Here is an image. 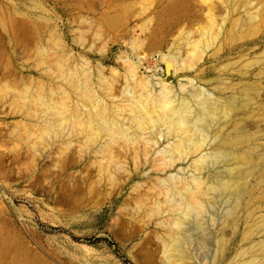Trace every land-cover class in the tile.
<instances>
[{
    "label": "rangeland",
    "instance_id": "rangeland-1",
    "mask_svg": "<svg viewBox=\"0 0 264 264\" xmlns=\"http://www.w3.org/2000/svg\"><path fill=\"white\" fill-rule=\"evenodd\" d=\"M263 12L264 0H0V260L264 264L261 237L218 195L184 216L195 180L228 181L227 164L201 157L232 128L217 118L191 154L180 124L195 128L201 100L237 103L264 175ZM251 190L242 206L264 210Z\"/></svg>",
    "mask_w": 264,
    "mask_h": 264
},
{
    "label": "bare ground",
    "instance_id": "bare-ground-1",
    "mask_svg": "<svg viewBox=\"0 0 264 264\" xmlns=\"http://www.w3.org/2000/svg\"><path fill=\"white\" fill-rule=\"evenodd\" d=\"M261 19H264V12L261 14ZM241 90L246 94L244 105L247 107L253 102L249 93L256 90V87L244 84ZM199 106L193 130L188 124L189 122L187 123L183 119L180 121V124L185 128L184 130H188L191 134L193 133L185 150L192 151L191 154H201L208 137L209 124L220 118L221 121H218L220 125L226 124L230 129L232 128V131L229 134H225L223 131L217 130L215 135L219 136V143L216 146V143L212 144L215 147L209 158L206 156L201 158L203 160L210 159V164L212 165L227 164L231 169V174L226 183H222L219 179L212 183H206L203 179L195 180L191 195L181 199V205L185 211L184 216L200 220L204 216L208 197L218 195L217 197L225 200L227 206L230 207L225 215L227 220L233 225H237L239 220H244L251 228V235L261 237L260 244L254 245L252 248V256L254 258L264 256V210L260 208L250 210L249 206H242L248 190L252 188L249 180L255 177L259 171L262 175V180L251 191L258 193L264 203V175L261 165L257 162L258 157H260L258 160L262 159L260 147L256 143L255 136L246 132L241 126L243 123L237 121V118L230 117L238 112L239 106L237 103L227 101L224 104H214L207 100H201L199 101ZM226 118L230 119V121L225 120ZM182 146L184 147V145ZM203 160L199 162L202 165L200 169H205ZM184 224L185 222H181L180 219L175 222L181 237L174 242L175 253L173 255H177L181 259L186 256L182 250L185 249L184 243L188 240L185 234L186 228H183ZM199 228L200 231L203 229L202 222L199 224ZM0 264H22V262L18 258L3 257L0 260Z\"/></svg>",
    "mask_w": 264,
    "mask_h": 264
}]
</instances>
